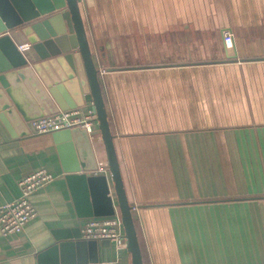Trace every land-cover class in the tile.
I'll use <instances>...</instances> for the list:
<instances>
[{
	"label": "crops",
	"instance_id": "1",
	"mask_svg": "<svg viewBox=\"0 0 264 264\" xmlns=\"http://www.w3.org/2000/svg\"><path fill=\"white\" fill-rule=\"evenodd\" d=\"M79 4L144 264H264V0ZM25 54L30 65L49 61L32 47ZM67 65L45 70L67 75ZM16 80L23 111L0 80V204L19 196L24 175L44 168L56 177L32 193L37 215L22 231L0 232V264H53L60 249L47 250L59 243L74 244V264H132L125 241L97 239L91 259L92 239L75 237L102 216L78 214L68 170L106 174L118 212L98 122L88 138L34 132L40 97Z\"/></svg>",
	"mask_w": 264,
	"mask_h": 264
},
{
	"label": "water",
	"instance_id": "2",
	"mask_svg": "<svg viewBox=\"0 0 264 264\" xmlns=\"http://www.w3.org/2000/svg\"><path fill=\"white\" fill-rule=\"evenodd\" d=\"M16 29L25 36L30 47L41 59L49 61L30 65L27 54L18 49L17 43L9 33ZM0 49L6 56L5 60L0 61V80L17 110L23 111L24 105L15 97L16 77L26 81L40 97L39 109L34 108L32 111L35 114L30 118L56 113L60 109L77 108L85 102H92L106 150L109 181L122 219L125 246L131 255L132 264H144L133 206L125 193L101 89L99 69L93 59L79 0H0ZM72 49L77 51L71 52ZM56 61L61 62L66 68L69 64L71 70L67 75H62L59 68L47 72L50 71L49 68L54 67ZM78 79L80 84L77 83ZM66 81L69 83L65 84ZM12 103H7L8 107H11ZM79 133L88 138L86 131L80 127L58 130L53 135L57 141H65L77 138ZM94 168L96 165L89 167ZM77 170V168L74 171L68 170L66 179L72 189L78 214L87 217L113 215L116 211L110 194L108 176L78 174L75 173ZM75 237H81V234ZM101 243L109 245V239H102ZM96 244L97 239L86 242L91 259H94L92 253ZM73 245L59 243L58 246L48 249V253L55 251L56 247L60 249V257L54 259L53 264H74L75 258L67 249V247L73 249ZM43 256L44 253L39 255V258Z\"/></svg>",
	"mask_w": 264,
	"mask_h": 264
},
{
	"label": "built area",
	"instance_id": "3",
	"mask_svg": "<svg viewBox=\"0 0 264 264\" xmlns=\"http://www.w3.org/2000/svg\"><path fill=\"white\" fill-rule=\"evenodd\" d=\"M223 38L227 47L231 48L233 35L230 32H224ZM29 48L30 44L28 42L18 45V49L21 51ZM95 123V109L93 105H90L85 108L59 110L54 114L33 119L31 126L36 133L53 132L74 127H80L87 133H92ZM55 177L53 173L40 168L18 180L19 196L12 201L0 204V232L2 235L6 236L22 231L25 225L37 215L36 208L31 201V195L34 191L52 182ZM80 232L85 239L125 241L122 219L117 211L110 216L86 219L80 228Z\"/></svg>",
	"mask_w": 264,
	"mask_h": 264
},
{
	"label": "rangeland",
	"instance_id": "4",
	"mask_svg": "<svg viewBox=\"0 0 264 264\" xmlns=\"http://www.w3.org/2000/svg\"><path fill=\"white\" fill-rule=\"evenodd\" d=\"M101 6V5H100ZM111 6H112V1H111Z\"/></svg>",
	"mask_w": 264,
	"mask_h": 264
},
{
	"label": "trees",
	"instance_id": "5",
	"mask_svg": "<svg viewBox=\"0 0 264 264\" xmlns=\"http://www.w3.org/2000/svg\"><path fill=\"white\" fill-rule=\"evenodd\" d=\"M143 257V256H142ZM143 262H144V259H143Z\"/></svg>",
	"mask_w": 264,
	"mask_h": 264
}]
</instances>
